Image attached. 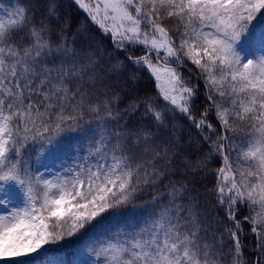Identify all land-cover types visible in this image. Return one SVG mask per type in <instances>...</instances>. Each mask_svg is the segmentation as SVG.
I'll use <instances>...</instances> for the list:
<instances>
[{
    "label": "snow or ice",
    "instance_id": "6c2138e0",
    "mask_svg": "<svg viewBox=\"0 0 264 264\" xmlns=\"http://www.w3.org/2000/svg\"><path fill=\"white\" fill-rule=\"evenodd\" d=\"M72 3L115 62L60 0L0 7V264H264V0ZM129 65L155 97L128 95ZM217 160L201 201L194 184Z\"/></svg>",
    "mask_w": 264,
    "mask_h": 264
},
{
    "label": "trees",
    "instance_id": "16d2710c",
    "mask_svg": "<svg viewBox=\"0 0 264 264\" xmlns=\"http://www.w3.org/2000/svg\"><path fill=\"white\" fill-rule=\"evenodd\" d=\"M27 0H0V7H7L11 9L15 5L19 4H25ZM61 3V11L62 13L67 14L68 16H71L76 21L82 24L87 25V33L84 37L85 40L92 43V45L96 48H98L101 52L105 53V62H109V57L111 58V62H115L117 57V51L111 44V41L108 36H106L103 31L97 26L94 25L90 19L87 18L86 14L82 12V10H79L71 0H60ZM261 27H264V19L261 20L260 24L257 25V28L254 29V31H258ZM136 55H140V52H136ZM123 53L120 54L119 58L123 57ZM132 67L129 65L127 70L123 73L122 76L119 77V79L124 82V86L127 88V93L129 96L134 95L136 93H139V95L143 96L145 93L155 97L157 95V88L155 80L150 76L148 71L146 69L137 72V77L135 82L128 81V76L132 72ZM185 75H188L187 70H184ZM193 83H196L195 78L192 80ZM203 85L201 82V89ZM204 97L201 93L200 96L197 97L196 104L198 106H202ZM162 102V101H161ZM123 107V104L121 105ZM140 121V117L136 116L132 118L133 123H137ZM215 122V121H213ZM176 126L177 129L180 130L181 135L184 137L182 140V143L184 144V147L188 149V137H193V145L190 151H195V130L189 128V122L186 120V118H179L176 120ZM80 139L78 134H71L70 136L63 138V143H76L77 140ZM46 158V162L44 159ZM64 158L63 157V146H60L56 149H50L49 152L45 155V157L42 158L41 162L36 164L35 166L40 169V171H43L44 165L47 164L48 166L52 163L58 164L59 160ZM220 167L219 161H214L210 165V171L209 174L205 177L199 178L194 186L195 189L198 190V194L200 196L201 201L205 200L206 197L209 196V193H207L206 189L211 188L215 182L214 174L211 170H214L216 168ZM54 171L56 169H53ZM176 179H187L191 181V174H187V176L181 177L177 176ZM10 192H12V189H10ZM194 195L197 193L194 192ZM147 199V198H145ZM211 207V205H209ZM143 213L142 209H135V210H126L121 215L125 218H136L138 219ZM246 214V211L244 213H241V215ZM211 219V216L209 217ZM123 222V221H121ZM114 221L112 219H106L105 224H112ZM245 242L249 245L248 248L245 249V252L247 255H252L251 253V245L253 244V240L250 237V234L246 232L244 237Z\"/></svg>",
    "mask_w": 264,
    "mask_h": 264
},
{
    "label": "rangeland",
    "instance_id": "374dc122",
    "mask_svg": "<svg viewBox=\"0 0 264 264\" xmlns=\"http://www.w3.org/2000/svg\"><path fill=\"white\" fill-rule=\"evenodd\" d=\"M110 36V35H109ZM55 167V164L54 165H51L50 168H54ZM4 210L2 208H0V212H3Z\"/></svg>",
    "mask_w": 264,
    "mask_h": 264
}]
</instances>
